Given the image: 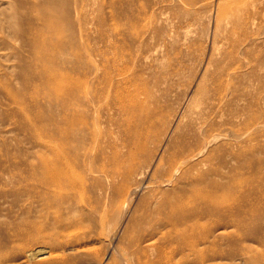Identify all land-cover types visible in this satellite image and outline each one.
I'll return each instance as SVG.
<instances>
[{"label":"rangeland","instance_id":"obj_1","mask_svg":"<svg viewBox=\"0 0 264 264\" xmlns=\"http://www.w3.org/2000/svg\"><path fill=\"white\" fill-rule=\"evenodd\" d=\"M0 264H264V0H0Z\"/></svg>","mask_w":264,"mask_h":264},{"label":"bare ground","instance_id":"obj_2","mask_svg":"<svg viewBox=\"0 0 264 264\" xmlns=\"http://www.w3.org/2000/svg\"><path fill=\"white\" fill-rule=\"evenodd\" d=\"M47 1V0H46ZM50 1V0H49ZM51 3V2H50ZM50 5V4H49ZM49 14V13H48ZM53 16V15H52ZM47 17V16H46ZM44 17V19H43V21H44V23L45 24H47V30H49V28H48V26L49 25H52L53 24V21H55V22H57V20L58 19H56V20H54V19H50L51 17L49 16V17ZM56 18V17H55ZM58 18V17H57ZM58 24V23H57ZM49 32H50V34H51V31L49 30ZM40 33V32H39ZM44 33V32H43ZM38 35V34H37ZM52 35V34H51ZM35 36V35H34ZM39 36V35H38ZM41 36H42V34H41ZM56 36H57V34H56ZM31 37H33V36H31ZM37 37V36H36ZM52 37H53V35H52ZM54 38V37H53ZM56 38V37H55ZM57 39H59V38H56V41L58 42V41H60L61 42V40H57ZM39 42H42V41H39ZM39 42H37V43H39ZM35 43V42H34ZM44 44V43H43ZM58 44H60L59 42H58ZM63 45V44H62ZM36 47H38V46H36ZM40 49L41 50H44V49H42L41 47H40ZM46 49V48H45ZM46 51V50H45ZM59 51V50H58ZM62 54V53H61ZM55 65V64H54ZM49 123V122H48ZM44 124V123H43ZM46 124V123H45ZM62 124V123H61ZM70 124V123H69ZM48 125V124H47ZM50 125V124H49ZM60 127V126H59ZM61 128V127H60ZM62 132V131H61ZM58 133V132H57ZM62 134H63V132H62ZM60 136H63V135H60ZM57 137H58V135H57ZM65 138V137H64ZM66 139V138H65ZM68 139V138H67ZM62 140V139H61ZM50 161H52V160H50ZM45 166V165H44ZM55 167H58V166H55ZM59 169L61 168V167H58ZM54 169V168H53ZM45 171V170H44ZM54 172V171H53ZM61 172V171H60ZM54 175L55 174H57V172L56 173H53ZM238 174V173H237ZM51 175H52V173H51ZM51 175H50V177H51ZM54 175H52V176H54ZM58 175V174H57ZM61 175H63V174H61ZM64 176V175H63ZM66 178V177H65ZM50 179V178H49ZM54 179H57V178H54ZM61 178L59 177V180H60ZM63 179V178H62ZM53 181H55V180H53ZM62 181V180H61ZM235 181V180H234ZM241 181H242V179H241ZM243 182V181H242ZM57 183V182H56ZM61 183V182H60ZM62 183H64V182H62ZM238 180H237V182H236V184L238 185ZM48 184V183H47ZM59 184V183H58ZM240 184V183H239ZM50 185V184H49ZM60 185V184H59ZM235 185V184H234ZM46 187V186H45ZM51 187V186H50ZM59 187H61V185L60 186H58V188ZM234 189H235V191H236V189H237V187H233ZM232 188V189H233ZM233 189V190H234ZM47 190V189H46ZM49 191V190H48ZM61 191V190H60ZM229 191V190H228ZM50 192V191H49ZM230 192V191H229ZM226 193H227V191H226ZM231 193V192H230ZM230 193H228V194H230ZM235 193V192H234ZM46 194V193H45ZM198 194H201V193H198ZM50 197V196H49ZM178 208H179V205H178ZM178 208H175V209H178ZM174 209V210H175Z\"/></svg>","mask_w":264,"mask_h":264}]
</instances>
